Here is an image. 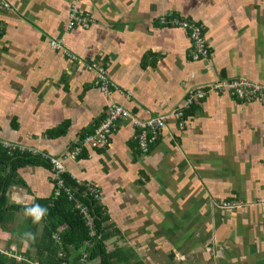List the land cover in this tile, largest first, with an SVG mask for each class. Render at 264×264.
<instances>
[{
	"label": "crops",
	"instance_id": "obj_1",
	"mask_svg": "<svg viewBox=\"0 0 264 264\" xmlns=\"http://www.w3.org/2000/svg\"><path fill=\"white\" fill-rule=\"evenodd\" d=\"M3 1L10 7L0 12V143L62 159L94 133L110 104L140 120L166 117L147 153L127 120L106 148L85 147L65 162L73 180L100 191L105 226L117 232L107 251L124 249L119 264H264V106L223 93L190 99L217 81L264 87V0H82L90 25L71 30V0ZM168 12L204 27L207 60L189 57L186 32L158 24ZM51 39L103 66L110 98L88 65ZM18 172L23 184L9 190L8 207L55 196L50 170ZM223 202L241 207L224 212ZM28 221L18 210L0 225V264H40L20 232Z\"/></svg>",
	"mask_w": 264,
	"mask_h": 264
},
{
	"label": "trees",
	"instance_id": "obj_2",
	"mask_svg": "<svg viewBox=\"0 0 264 264\" xmlns=\"http://www.w3.org/2000/svg\"><path fill=\"white\" fill-rule=\"evenodd\" d=\"M177 17L180 19H186L179 16ZM188 21L201 25L198 22L191 20ZM202 29L204 39L206 40L203 26ZM190 51L189 57L191 58ZM207 51V58L204 60H207L210 56V46H208ZM196 61H199V59ZM210 85L211 84H208L201 89L208 88ZM238 102L264 106L258 103ZM148 119L149 118L145 120ZM156 141L150 147V151ZM134 142L138 150L144 153L135 140ZM83 148L85 147H82L79 156L81 155ZM48 157L43 154L34 155L32 153H23L17 150L14 151L12 149L5 148L2 144H0V225H2V222H7V215L15 213V211L18 210L22 213H28L31 215L32 224L28 221L26 223L28 225V230L25 232L23 227L20 232L22 233V237L24 239L27 237V240L31 241L34 245L33 247L38 249V251H36V259L40 264H83V252L87 253V260H97V264L124 263V258H121L124 254V249L114 248L112 251H107L105 242L114 238L115 235H117V232H114L110 230L109 227L107 228L105 226L107 218L100 202L93 200L90 196L86 195L84 193L85 187L78 184L76 180H73L72 176H70L67 171L61 175V180L64 182V186L71 190L75 200L78 199L82 206L86 207L88 214L93 218L95 231L93 237H90L89 235V230L86 226L83 214H81V212L74 207L75 201H70L65 191H62L61 195L57 198L55 196H51V198L47 201L36 199L34 204L26 207H8L9 190L12 187L23 184V181L19 176V169L27 166H41L50 170L52 173L53 164L51 163V157ZM51 203H53V206ZM41 219L45 220L44 233L40 240L36 241L35 234H37L38 224ZM25 233L26 235L23 236ZM87 243H89V246H87ZM30 251L31 250H29V253ZM45 253H47L46 257L44 256Z\"/></svg>",
	"mask_w": 264,
	"mask_h": 264
},
{
	"label": "built area",
	"instance_id": "obj_3",
	"mask_svg": "<svg viewBox=\"0 0 264 264\" xmlns=\"http://www.w3.org/2000/svg\"><path fill=\"white\" fill-rule=\"evenodd\" d=\"M81 1L82 0H71L68 23L66 26L67 30L74 29L75 27L88 28V26L90 25V17L81 13L79 10ZM9 7V4L5 3L3 0H0V12L3 10H8ZM158 24L160 26L180 28L187 33L191 42L190 56L193 60H204L207 58L208 46L206 40L204 39L203 29L201 25L192 23L186 19H180L171 12H168L158 18ZM62 44L63 43L59 39L50 40L51 47L57 50L64 51L67 54L68 58L77 63L79 66L88 65L89 69H91L95 74V84L99 88L100 92L107 98H110L112 94L111 84L108 80L104 67L93 62L86 63V60L68 52ZM214 92L218 94H228L236 100L244 103H258L264 105V87L243 79L217 81L214 84L208 86V88L196 90L191 94L190 99L203 98L206 94ZM182 116L183 112H181V110L177 112L178 118H182ZM127 120L136 127L134 140L137 142L144 153L150 151V147L158 138V132L164 129L165 127L163 126L164 124H166L165 116H153L148 120H140L133 117L123 107L115 104H110L107 109L105 120L96 128L92 135L84 137L83 140H81L74 148H72L67 157L59 159L54 157L50 158L47 156L51 159V163L53 164L52 178L55 182V197H59L62 191H65L68 195V199L70 201H75L74 203H76V208L84 216L90 237H93L95 234L93 218L88 214L86 207L82 206V204L77 199L75 200L73 194L71 193V190L67 189L64 186V182L61 180V175L67 171L65 162L67 160H75L77 156H79L82 147H93L99 149L106 148L109 138L114 134L115 130H117L119 124ZM159 121H163L162 124H160ZM0 144H2L5 148L12 149L14 151L17 150L23 153H32L34 155L39 154L37 151L27 147L17 146L10 143ZM58 166H64L65 168H62L61 170L56 168ZM77 183L85 187L84 193L86 195L90 196L93 200L99 201L100 191L95 188L94 185H92L91 183ZM87 246H89V243H87ZM87 258V253L83 252V264H87Z\"/></svg>",
	"mask_w": 264,
	"mask_h": 264
},
{
	"label": "rangeland",
	"instance_id": "obj_4",
	"mask_svg": "<svg viewBox=\"0 0 264 264\" xmlns=\"http://www.w3.org/2000/svg\"><path fill=\"white\" fill-rule=\"evenodd\" d=\"M214 84V83H213ZM216 88H217V86H216ZM215 93V92H214ZM215 94H218V93H215ZM192 100V99H191ZM190 100V101H191ZM160 122V124H162V122L163 121H159ZM159 124V125H160ZM134 126V125H133ZM163 127H165L166 128V124H164V126ZM134 128L136 129V127L134 126ZM164 128V129H165ZM93 148V147H92ZM56 168H58V169H61L62 170V168H65L64 166L63 167H60V166H58V167H56ZM220 208H222V209H224L223 211L224 212H228V211H234L235 209H237V208H239V207H241V205H239V204H237V203H227V202H223L220 206H219Z\"/></svg>",
	"mask_w": 264,
	"mask_h": 264
}]
</instances>
